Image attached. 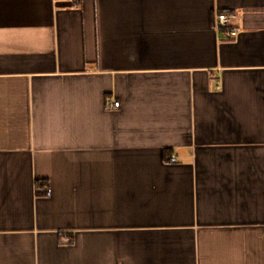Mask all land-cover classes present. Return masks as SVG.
I'll use <instances>...</instances> for the list:
<instances>
[{"label": "crops", "instance_id": "1", "mask_svg": "<svg viewBox=\"0 0 264 264\" xmlns=\"http://www.w3.org/2000/svg\"><path fill=\"white\" fill-rule=\"evenodd\" d=\"M0 264H264V0H0Z\"/></svg>", "mask_w": 264, "mask_h": 264}, {"label": "built area", "instance_id": "2", "mask_svg": "<svg viewBox=\"0 0 264 264\" xmlns=\"http://www.w3.org/2000/svg\"><path fill=\"white\" fill-rule=\"evenodd\" d=\"M232 18H233V15H228L226 13H218L216 20H215V26L218 29L230 28V22H231ZM236 35H237L236 30L228 29V31L223 36V39L227 40V39H230L231 37H235ZM112 105L115 107H118L119 101L113 102ZM170 160L175 161L174 157H171ZM43 191L46 195L51 194V189H49V188L43 189Z\"/></svg>", "mask_w": 264, "mask_h": 264}]
</instances>
